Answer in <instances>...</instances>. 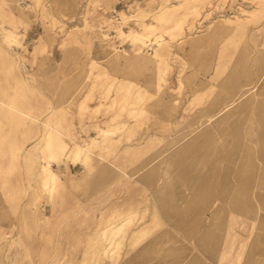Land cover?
I'll list each match as a JSON object with an SVG mask.
<instances>
[{"label": "rangeland", "instance_id": "obj_1", "mask_svg": "<svg viewBox=\"0 0 264 264\" xmlns=\"http://www.w3.org/2000/svg\"><path fill=\"white\" fill-rule=\"evenodd\" d=\"M0 264H264V0H0Z\"/></svg>", "mask_w": 264, "mask_h": 264}, {"label": "bare ground", "instance_id": "obj_2", "mask_svg": "<svg viewBox=\"0 0 264 264\" xmlns=\"http://www.w3.org/2000/svg\"><path fill=\"white\" fill-rule=\"evenodd\" d=\"M262 8V7H261ZM254 88V86H252L251 88H249L248 90H251V89H253ZM249 91H247L246 93H248ZM246 93H241L240 95H239V99L241 98H243L244 96H245V94ZM237 101V99L236 100H233L232 102H230L229 104H227V105H225V106H223L220 110H219V112L218 113H221L222 111H225V110H227V109H229V108H231L234 104H235V102ZM81 147V146H80ZM113 165V164H112ZM45 172V174H44V178L47 176V171L45 170L44 171ZM164 172H165V174L167 175L168 174V170H167V168L166 167H164ZM93 232V231H92Z\"/></svg>", "mask_w": 264, "mask_h": 264}, {"label": "crops", "instance_id": "obj_3", "mask_svg": "<svg viewBox=\"0 0 264 264\" xmlns=\"http://www.w3.org/2000/svg\"><path fill=\"white\" fill-rule=\"evenodd\" d=\"M114 166V165H113Z\"/></svg>", "mask_w": 264, "mask_h": 264}]
</instances>
